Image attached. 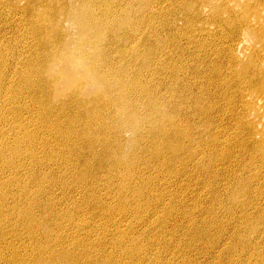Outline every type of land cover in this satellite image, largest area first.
I'll return each instance as SVG.
<instances>
[{"label": "bare ground", "instance_id": "6f19581e", "mask_svg": "<svg viewBox=\"0 0 264 264\" xmlns=\"http://www.w3.org/2000/svg\"><path fill=\"white\" fill-rule=\"evenodd\" d=\"M251 18L264 0H0V264H264Z\"/></svg>", "mask_w": 264, "mask_h": 264}, {"label": "rangeland", "instance_id": "374dc122", "mask_svg": "<svg viewBox=\"0 0 264 264\" xmlns=\"http://www.w3.org/2000/svg\"><path fill=\"white\" fill-rule=\"evenodd\" d=\"M247 24H253L255 28L253 30H248L247 34L243 37L245 40L243 41V53H237V56L239 57L240 61H243V64H248V62L251 61L252 56L255 55L253 54L254 52H256L257 55L260 52L259 55L264 57V54H262L261 51L262 43L257 41L258 32L264 33V21H260L259 25L257 26L256 22H254L253 18H251ZM255 29L259 30L254 32ZM224 54L227 53L222 51L221 55ZM238 69H240V67ZM251 80L252 79H246L243 81V86H241L240 90L241 99L236 103L234 108L237 112H241L244 116L248 117V119L254 125L251 135L258 139L262 134L264 136V96L262 97L258 93H255L251 90V86L253 84V81ZM90 95L96 96L94 92H92ZM246 120H244L245 122H243V124L248 122Z\"/></svg>", "mask_w": 264, "mask_h": 264}]
</instances>
